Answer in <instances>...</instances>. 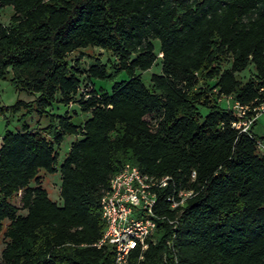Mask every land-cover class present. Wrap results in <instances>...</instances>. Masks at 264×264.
Masks as SVG:
<instances>
[{"label":"trees","instance_id":"1","mask_svg":"<svg viewBox=\"0 0 264 264\" xmlns=\"http://www.w3.org/2000/svg\"><path fill=\"white\" fill-rule=\"evenodd\" d=\"M3 7L12 15L0 24V79L10 75L35 98L0 107L4 118L24 111L20 130L0 138V264H113L109 247L94 246L104 229L99 202L126 163L169 177L157 191L165 219L139 264H264V138L253 134L255 120L242 132L219 106L230 97L255 116L263 101L264 0H0ZM85 48L115 63L95 60L83 73L79 58L67 57ZM157 60L146 87L137 72ZM94 80L109 81V91ZM71 104L88 114L81 124L49 112ZM31 113L47 118L41 132L25 123ZM66 135L77 138L58 162ZM40 171L59 174L60 203ZM179 191L192 195L170 209L166 199Z\"/></svg>","mask_w":264,"mask_h":264},{"label":"built area","instance_id":"2","mask_svg":"<svg viewBox=\"0 0 264 264\" xmlns=\"http://www.w3.org/2000/svg\"><path fill=\"white\" fill-rule=\"evenodd\" d=\"M261 90L263 101L256 108L255 116H247V107L232 102L230 97L224 98L236 118L232 123L236 129L248 131L256 116L264 111V87ZM258 148L264 146L258 143ZM168 182L169 177L150 176L130 163L124 164L110 177L108 189L99 202L104 229L94 246L109 247L113 251V264H139L149 242L155 243L153 234L158 222L165 219L157 213V191L166 187ZM191 195V191H179L166 201L170 209H175L182 207ZM168 223L174 221L168 220Z\"/></svg>","mask_w":264,"mask_h":264},{"label":"rangeland","instance_id":"3","mask_svg":"<svg viewBox=\"0 0 264 264\" xmlns=\"http://www.w3.org/2000/svg\"><path fill=\"white\" fill-rule=\"evenodd\" d=\"M12 15V9L10 7H3L0 8V24L7 25L9 22V19ZM154 47H155V53L158 54V42L154 41ZM159 56V55H158ZM79 58V69L85 72L89 64L93 63L95 60H98L101 64H107V65H113L115 63L114 58L106 51L101 50L99 48H85L80 49L78 51H75L68 55L67 61L69 64H72L75 59ZM253 71L252 67L249 66L242 72L237 74V78L245 81L251 72ZM160 72V66L158 63V60L155 65L151 69L145 72H137L140 76L142 82L146 87H150V76L152 74H159ZM85 74L82 75V84L81 87L85 90H88L89 84L86 85V87H83V85L90 83L86 78ZM125 75L120 74L117 77V80L124 79ZM92 86L96 89L101 88L103 91L108 92L111 83L109 81H101V80H94L92 82ZM81 88V89H82ZM35 98V95L29 94L23 90L15 89L10 81V75H7L5 79H0V107L3 106H10L14 104L18 99L23 100L26 103H31L32 100ZM219 106L221 108H225L227 106L226 99L222 98ZM202 116H204L207 113L206 108H200L199 109ZM24 112V111H21ZM21 112L15 116H11L8 112H5V117L3 115H0V138L4 134L5 130L10 131H19L21 124L17 121V118L21 115ZM49 112L51 114H63L64 112H67L69 115H73L71 122L75 125L81 124L87 117L88 114H83L78 111V108L75 104H71L67 107L63 106H54L51 109H49ZM7 123V124H6ZM25 123L28 125L29 129L32 131H38L41 132L42 129L47 125V118L40 117L36 113H31L25 117ZM252 132L255 136L258 138H264V111L260 112L256 118L254 125L252 126ZM77 137L74 136H64L62 143L60 146L56 149L58 154V162H60L64 155L67 153L70 143L75 140ZM260 151L264 153V148H260ZM39 175L41 177L42 186L46 189L49 198L56 202L60 203L59 199V186H60V177L58 173L54 174H46L43 171L39 172ZM11 202L16 205L20 206L19 204V194H17L16 197H14ZM19 214H24L23 210H19ZM3 238L2 234L0 233V250L3 248Z\"/></svg>","mask_w":264,"mask_h":264}]
</instances>
